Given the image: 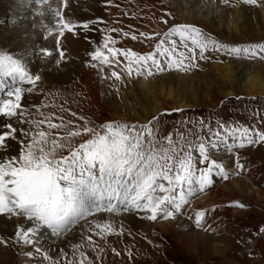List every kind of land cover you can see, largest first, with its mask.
<instances>
[{
  "label": "rangeland",
  "instance_id": "obj_1",
  "mask_svg": "<svg viewBox=\"0 0 264 264\" xmlns=\"http://www.w3.org/2000/svg\"><path fill=\"white\" fill-rule=\"evenodd\" d=\"M240 6L242 12L238 23H240L241 28L238 24L237 32L225 29L219 24L220 18L218 16L221 11L233 10L232 8H240ZM259 7L260 10L264 11V0H256L255 4H246L244 0H226V2L224 0H103L97 13L98 18L95 20L96 26L91 27L95 31L93 41L96 42L91 44V51L94 50L97 44L103 42L104 36H110L112 40H115L114 47L117 49H131L141 55L153 52L157 43L163 37V33L168 30V25L163 23L162 17L174 23L185 24L182 21L190 12H193L195 17L198 15V20L194 21L204 27L198 24H190L195 25L203 33L215 40L242 46L262 43L264 42V18L259 13ZM223 15L221 20L226 18V14ZM110 28H115L116 32L109 33L108 29ZM141 32L145 33L144 37H140L139 33ZM124 33H128V35L125 36ZM133 35L136 36V39L132 38ZM170 39L175 40L177 45V55L174 56V59H179V53L181 52L186 56L193 55V53L187 52V47H192L190 40L185 41L187 45L185 47L180 43L179 36L173 35ZM169 46L167 43L164 44V47ZM0 53H10L21 60L29 71L31 70L29 67L31 64L16 56L3 44H0ZM194 53L195 67L188 68L183 72L175 67L164 72H157L153 68V74L151 75V77L163 75L164 84L174 86L180 97L187 98L192 106L170 109L169 105H167L163 111L149 118L146 124H142L133 115V113L135 114V112L139 111L142 117L144 115L150 116L149 114L141 113L138 107V103H142L143 100L141 92L136 85V80L143 78L142 75H137L134 70L132 75L129 76L125 67L127 61L122 56L117 57L119 63L114 61L111 67L105 65L103 66V71H101L99 68L90 66L92 61L86 54L83 59L78 61V64L74 65V70H72L69 78L50 81L40 76V81L31 92L26 90L25 93H22V97L27 94L29 96V100L25 104V107L30 110L27 120L44 121V123L40 124L39 128L28 123H19L15 127L17 129L16 136L20 137V141L23 140L24 143H27L29 137L22 136L20 129H24L29 133L36 131L50 132V139H56L64 145L63 148L57 149V157L59 158L68 155L71 148L77 147L84 140L90 138L82 132V127L85 124L90 128L97 129L108 122H118L128 126L136 125V131L144 133L143 139L145 143L148 141V131L150 130L157 148L168 147L169 140H171L172 146L177 149H186V142H195L197 134L203 136L205 140L209 139L207 129L201 128V121L204 124H211L213 129L216 128L217 120H221L233 127L257 126L264 128V95L245 97L241 93V83L232 81V89L238 95L222 97V92L227 86L223 84L216 71V67L220 64L222 65L225 60H230L234 63V76L239 75L241 77V73L244 71L249 75L254 73L255 70H261V66L264 65V60L259 58V54L249 59L243 55L229 56L223 52L206 51L205 56L207 58L200 59L198 48H194ZM56 54L57 59L60 61L59 63L71 62L72 60V58L70 60L69 58L61 59L59 53L56 52ZM160 58L163 59L162 57ZM57 61L56 64L58 65ZM185 63H187V60H185ZM249 67L251 69H248ZM112 71L118 73L120 76L119 80L111 76ZM261 73L264 76V70ZM183 77L189 78V82H186V88L188 85L194 88L197 87L199 92L197 98L187 95L184 91L185 89L181 87L183 86V81L180 79H183ZM6 81H10V83L5 84ZM190 82L192 83L190 84ZM207 85L209 88L206 87ZM17 86L23 89L26 86L31 87V85L21 83L18 79H13L11 76H0V100L8 98L7 93ZM128 90H133V93L131 92L133 97L130 96ZM205 94L209 97L218 96L220 100L216 102L209 99V101L204 97ZM129 113L131 119H126L127 117H125L123 120L121 118L124 115L129 116ZM154 117L156 118L155 120H153ZM13 118L17 119L16 116ZM49 123L62 124V127L49 129ZM141 125H147L148 127L147 129L141 128ZM78 130L81 132L80 135H69ZM228 142H232L231 138H229ZM20 146V142H18L13 156L18 155ZM49 147H51V142ZM208 150L211 157L222 163L229 173L227 177H214L213 179V187L223 190L220 194L223 203L220 204L229 207L231 212L242 210V212L252 213L255 217H260L256 222L246 224L238 229L233 226V223L230 225L233 218L230 216L224 218V226L227 229L229 227L228 231L230 230V234L228 235L227 243H220V245L225 246L222 250H227L224 257H230L233 261L227 264H253L252 261L256 259H259L260 262L264 261V248L260 247L261 242L264 245V232L260 231L264 227V193L256 190L258 188H253L252 194H249L248 182H245L247 184L243 187V192L234 191L232 193L223 189L221 185L236 175V172L227 169L228 166L235 168V155L228 152L223 145L219 149L209 147ZM234 152L239 155L244 165V168L239 171L240 177L245 176L247 168L244 160L251 155L264 166V143L258 142L246 145L244 148L234 149ZM179 154L182 155L183 152L181 151ZM193 155L197 157L198 164V153L193 152ZM241 171H243L242 174H240ZM217 178L218 180L214 182ZM164 183L166 184V182ZM227 185H229V182ZM258 194L260 195L258 196ZM237 203L243 204L244 207H237ZM183 208L184 212L182 211L174 216L185 217L188 210L187 203L183 205ZM97 213L104 212H94L87 218V222L81 220L77 225L73 226V229L77 228V237L75 239L72 238L63 247V254L61 252H50L45 246H41L40 243L38 246L41 247L42 252L47 251L53 260H58L59 264H221L224 261L223 256L221 258L213 254L215 251L210 245L197 248H190L188 245L182 247L179 244L177 245L176 242L174 243L170 234L167 233L168 237H162L160 231L155 227L156 222L166 221L172 217L165 219L158 216L156 220H149L143 211L136 210L126 213H112V216L108 215V217L100 219L96 216ZM106 213L110 212L106 211ZM127 213L134 214L132 222H126ZM106 223L110 224L114 230L101 231V228L97 227V225ZM15 231L11 232V240L8 246L12 251V257L9 259L10 261L7 260L4 264H48L41 253H37L33 246L18 243L15 238ZM47 233L51 235L50 230H47ZM28 252H31L32 255H26ZM81 253L84 256L83 261L81 260Z\"/></svg>",
  "mask_w": 264,
  "mask_h": 264
},
{
  "label": "snow or ice",
  "instance_id": "obj_2",
  "mask_svg": "<svg viewBox=\"0 0 264 264\" xmlns=\"http://www.w3.org/2000/svg\"><path fill=\"white\" fill-rule=\"evenodd\" d=\"M244 3L255 4L256 0H244ZM55 15L58 18L56 51L63 59L65 53L61 47V37L65 32L78 34L75 32L77 27L88 29L90 22L74 24L71 20H65L59 10L55 11ZM162 20L168 25V30L163 33L153 52L141 55L131 49H117L114 47L115 40L104 36L103 42L87 53L92 61L90 66L103 71V66L111 67L114 61L119 63L117 57L122 56L127 61L125 67L129 76L134 70L137 75L146 73L151 76L153 68L157 72H164L175 67L183 72L195 67L194 48L199 49L200 59H206L205 52L208 51L223 52L229 56L243 55L249 59L259 54V58L264 60V42L243 46L222 43L195 25L174 23L163 17ZM108 32L114 33L116 29L110 28ZM139 35L144 37L145 33ZM173 35L179 36L180 43L185 47V41H191L192 47H187V52L193 53L192 56L181 52L180 58L174 59L177 45L175 40L170 39ZM132 38L136 39V36ZM165 43L170 46L164 47ZM40 51L45 56L52 55L48 48ZM0 76H11L21 83L31 85L28 92L40 81L39 75H32L25 64L10 53H0ZM111 76L120 79L116 71H112ZM23 91V88L17 86L7 93L8 98L0 100V116L11 118L19 115V123L39 128L44 121L25 119L26 110L21 103ZM60 127L62 124H48L49 129ZM140 127L147 129L148 126ZM136 128V125L128 126L118 122L105 123L99 129L85 124L82 132L90 138L71 148L68 155L59 158L57 149L64 145L56 139H50V132L29 133L20 129L22 136L29 137L27 143L21 140L18 155L5 156L0 160V215L22 216L31 224L28 227L17 225V242L33 246L48 264H59L58 260H53L47 251L42 252L38 246L37 236L42 229L50 230L53 237L60 238L73 230L79 221H87L92 213L101 211L126 213L139 210L149 220H156L158 216L165 219L173 217L183 211V205L188 203L197 190L203 191L211 186L214 177H227L229 174L222 163L211 157L209 147H226L228 152L235 155V169L239 172L244 165L234 149L264 143V128L233 127L221 120L216 121L215 129L211 124L201 121V128L207 129L209 139L205 140L197 134L195 142H186V149L175 148L171 140L168 147L157 148L150 130L145 143L144 133L136 131ZM16 132L17 129L11 123H5L0 129V146L5 145L9 139L15 141ZM80 134L78 130L69 135ZM229 138L231 143L228 142ZM181 151L182 155L179 154ZM193 152L198 153L199 167ZM236 206L244 207L239 203ZM204 217L205 211H195L194 223L198 228ZM97 227L101 231L114 230L107 223ZM260 231L264 232V227ZM0 243L4 241L0 240ZM26 255L31 256L32 253ZM81 260H84L83 253Z\"/></svg>",
  "mask_w": 264,
  "mask_h": 264
},
{
  "label": "bare ground",
  "instance_id": "obj_3",
  "mask_svg": "<svg viewBox=\"0 0 264 264\" xmlns=\"http://www.w3.org/2000/svg\"><path fill=\"white\" fill-rule=\"evenodd\" d=\"M102 2L103 0H46V2L45 0H0V44H3L4 47L9 48L16 56L21 57L24 61L31 64L29 66L31 69V74H37L50 81L67 79L71 76L72 70H74V65L78 64V61L83 59L86 54L91 51L92 43H90V41H93L95 38V31L92 30L91 27L96 26L95 20L98 18L97 13ZM232 9L233 10H220L221 12L218 16V18H220L219 24L225 27V29L227 28L228 30L237 32L238 28L240 27V23L238 22L240 21L242 8L240 6V8L234 7ZM57 10L61 11L62 16L65 20H71L74 24L78 25L82 22H90L88 29L77 27L75 29V32L78 34L74 35L65 32V35L61 37L60 43L65 53L64 59L69 58L70 60L72 58V60L71 62L58 63V65L56 64V61L58 60L56 54V20L58 18L55 15V11ZM258 10L262 18H264V11L260 10V7ZM223 14H226V18H223L221 20V17L224 16ZM197 16L195 17L193 12H190L184 17V20L182 19V23L198 24L196 21H194L197 19ZM198 25L204 27L202 24ZM43 48L50 49L52 51V55L45 56L40 51V49ZM233 65L234 63L232 61L225 60L222 65L220 64L218 67H216V71L220 76L219 78H221L223 84L227 86V88L222 92V97L238 95L237 92H234V90L232 89V81L241 83V93L245 97L263 96L264 76L261 72L262 70H264V65L261 66V70L256 71L254 69V73H251L249 75L244 71L245 73H241V77H239V75L234 76ZM248 69L251 68L249 67ZM142 77L143 78L136 80V85L141 92L143 100L142 103H138V107L141 113L143 112L149 114L150 116L144 115V117H142L139 114V111L137 113L135 112V114L133 113V115L135 116L134 118L140 121L142 124H146L149 118H152L154 115L163 111L167 105H169L170 109L192 106L187 98L184 99L180 97L177 89L174 86L164 84L163 80L165 81V79H163V75H159V77H149L146 74H143ZM180 80L183 81V86L181 87L185 89L184 91L186 92V94L191 95V97L197 98L199 93L197 87L194 88L188 85L186 88V82H189V78L183 77V79ZM6 83H10V81H6L5 84ZM191 83L192 82H190V84ZM29 87L30 86H26L23 93H25ZM206 87L209 88L208 85ZM132 91L128 90V93H130L131 97H133ZM200 94L202 95V93ZM204 97L207 100L211 99L216 102L220 100V97L214 95L209 97L205 94ZM28 100V94L24 95L21 100L22 106L26 110V120L30 115V110L25 107V104L28 102ZM170 102L171 104H169ZM130 116L131 115L129 113V116L124 115L121 116V118L123 120L125 119V117H127L126 119H131ZM16 117L17 119L11 117L8 121V118L5 119V117L0 116V129H2V126L5 123H11L14 127L19 125L20 117L19 115H17ZM16 137L17 139L15 141L9 139L8 141H6L5 145L0 146V160H2L5 156H13V152L16 150V144L20 142V137ZM251 156L247 157L244 160L246 162L245 167L247 168L244 177H240L241 175H239V172H237L235 168L229 166L227 167L228 170L236 172V175L235 177H231L226 183L221 185L223 189H225L226 191L228 190V192L232 193L234 191L243 192V187L247 184L245 182H248L249 194H252L251 192L253 191V188H258L256 190L264 193V166L261 162H258ZM224 161L226 162V160ZM242 172L243 171H241L240 174H242ZM217 180L218 178L215 179L214 182H216ZM228 182L229 185H227ZM229 186H231V188H229ZM222 192L223 190L221 188H214L213 184L205 188V190L203 191L197 190L195 194L189 198V201L187 203L188 210L185 217H180L178 215L173 216L171 219H168L166 221H157L155 226L156 229L160 231L161 236L164 238L168 237V234H170L171 239L174 241V243L176 242L177 245L179 244V246L182 247L188 245V247L190 248H197L210 245L215 251V253L213 254L216 257L220 256L222 258L223 256L224 261L221 262V264H227L231 262L232 258L224 257L227 250H222V248H224L225 246L220 245V243H227V240L229 239L228 235L230 234V230L228 231L229 227L227 229L224 226V218L226 216H230L231 218H233V221L230 222V225L231 223H233V226L238 229L246 224L256 222L258 219H260V217H255L252 213L242 212V210H234V212H231V209L229 207L224 204H220L223 203V199L220 198V194ZM259 195L260 194H258V196ZM196 210L205 211L204 220L199 228L194 223V213ZM101 212L104 213L96 214V216L100 219L106 218L108 217V215H113L112 213H106V211ZM126 215V222H132V220L134 219L132 216H134V214L127 213ZM17 225H21L24 227L31 226L30 222L25 220L22 216L17 217L9 216L6 214L0 215V240L4 241V243H0V264H4L12 257V251L8 246L11 240V232L16 230ZM76 233L77 228L73 229L66 236H61L58 239L47 233L46 229H42L38 234L37 239L39 240L40 245L45 246L46 249L50 252L59 253L61 252L63 247L71 241L72 238L75 239L77 237ZM260 247L264 248L262 242ZM252 262L253 264H264V261L262 260L260 262L259 259H256L255 261L253 260Z\"/></svg>",
  "mask_w": 264,
  "mask_h": 264
}]
</instances>
